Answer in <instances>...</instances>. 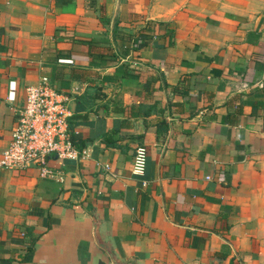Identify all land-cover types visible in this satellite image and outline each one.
Instances as JSON below:
<instances>
[{
    "label": "crops",
    "instance_id": "1",
    "mask_svg": "<svg viewBox=\"0 0 264 264\" xmlns=\"http://www.w3.org/2000/svg\"><path fill=\"white\" fill-rule=\"evenodd\" d=\"M41 76L86 155L0 170V264H264V0H0V153Z\"/></svg>",
    "mask_w": 264,
    "mask_h": 264
},
{
    "label": "built area",
    "instance_id": "2",
    "mask_svg": "<svg viewBox=\"0 0 264 264\" xmlns=\"http://www.w3.org/2000/svg\"><path fill=\"white\" fill-rule=\"evenodd\" d=\"M12 94L13 90H9L8 101L13 100ZM69 101L70 96L56 90L47 76L25 88L23 104L15 109L9 144L0 153L1 171L23 173L36 169L40 178L62 181L49 168L48 161L79 160L86 155L85 150L74 146L70 135ZM146 160V148L137 146L131 162L133 175H144Z\"/></svg>",
    "mask_w": 264,
    "mask_h": 264
}]
</instances>
